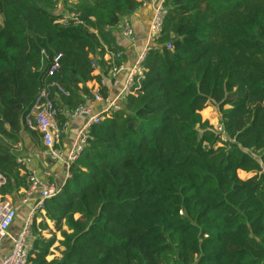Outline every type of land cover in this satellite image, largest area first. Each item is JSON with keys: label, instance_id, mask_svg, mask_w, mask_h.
<instances>
[{"label": "trees", "instance_id": "1", "mask_svg": "<svg viewBox=\"0 0 264 264\" xmlns=\"http://www.w3.org/2000/svg\"><path fill=\"white\" fill-rule=\"evenodd\" d=\"M145 1L64 0L79 21L62 23L58 0H0L1 194L29 188L14 146L23 129L40 137L25 124L40 93L58 82L70 109L93 99L86 84L129 58L113 29ZM165 5L141 86L92 127L44 203L62 257L47 260L56 232L38 233L29 264H264V0Z\"/></svg>", "mask_w": 264, "mask_h": 264}, {"label": "built area", "instance_id": "2", "mask_svg": "<svg viewBox=\"0 0 264 264\" xmlns=\"http://www.w3.org/2000/svg\"><path fill=\"white\" fill-rule=\"evenodd\" d=\"M147 6L152 7V15L147 29L146 43L133 60L131 66L127 67L126 63L122 65L113 64L108 75L102 79V82H98L95 86L91 87L94 92L93 99L95 101L104 102L105 108L101 112H94L87 102L72 109L71 113L73 117L83 116L86 120L78 128L73 147L67 155L69 165L78 160L83 153L86 144L88 143L92 127L101 123L106 115L119 111L124 106L128 97L135 94L138 87L141 86L142 80L145 77V67L143 63L148 53L156 44L157 39L160 37L168 13L165 0L145 1L142 4V7ZM60 14H63V17L60 19V22L62 23H68L70 19L76 22L79 21L78 16L75 13L60 12ZM117 28L120 29L121 33L126 38L130 39L132 43L136 42V30L129 17L123 18ZM167 47L172 48V44L167 43ZM121 56V52L116 54V57ZM109 57L111 60L112 56L106 55V58ZM93 67L96 69L98 68V64L95 61H93ZM59 68L60 64L56 58L52 64L50 73H53ZM123 72H127L126 78L123 81L122 88L115 93L113 92V88L118 83V76ZM52 86L55 87V94L51 95L49 91L43 90L40 93L37 102L27 112L25 116V124L28 128L38 131V133L41 134L43 143L48 149V154L53 158H59L62 156V153L57 150V144L61 142L65 128H63L58 121V116L60 114L58 99L62 96H69V91L58 82H53ZM101 87H107L106 95L100 91ZM215 130L218 133H224V127L221 123L218 128L215 127ZM222 138L224 139L225 136H222ZM18 162L23 165L26 164V161L23 158H18ZM29 181L30 185L26 190L27 196L23 199V202H28L29 198L38 191L40 192V197L38 202L32 208L27 220L24 222L21 231L15 235L11 233V229L17 217V209L12 198L0 193V242L7 237H10L12 241L10 252L0 260V264H29L34 240V215L38 211L44 210L45 201L58 193L55 186L40 179L35 174L30 175ZM4 182L5 178L0 173V187Z\"/></svg>", "mask_w": 264, "mask_h": 264}, {"label": "crops", "instance_id": "3", "mask_svg": "<svg viewBox=\"0 0 264 264\" xmlns=\"http://www.w3.org/2000/svg\"><path fill=\"white\" fill-rule=\"evenodd\" d=\"M152 7H140L134 14L129 18L132 21L136 34L137 40L135 43L128 38H126L120 31V29H113L117 42L121 45L127 55L128 61L126 66L130 67L133 63L135 57L139 54L141 49L146 43L147 38V29L151 20ZM119 31V32H118ZM97 74H105L104 69L98 65L96 69ZM127 72H123L118 76V83L113 88V92H117L122 88L123 81L125 80ZM98 81L93 80L88 82L87 87L91 88L96 85ZM88 104L92 107L94 112H101L105 108L104 102H99L93 100H88ZM60 114L58 116V121L60 125L65 128L62 140L57 144V150L62 153V156L59 158H53L48 154V149L44 145L43 140L40 137H37L30 130L23 129L21 131L22 141L14 146L15 151L19 154L18 158H23L26 161L25 170H21L22 174L26 172L29 173V177L32 174H35L40 179L49 182L55 186L59 191L65 184L68 176L70 175V165L68 164L67 155L73 147V143L76 137L78 128L85 122V117H73L72 109H70L67 101L64 100V96L59 97L58 99ZM204 116V115H203ZM204 119H206L204 117ZM25 188H20L19 190L14 191L12 194H6L8 197L12 198L17 209V217L14 224L12 225L11 233L13 235L21 231L24 222L27 220L30 212L34 205L38 202L40 197V192H36L31 196L28 202L24 203L23 199L26 198ZM45 210L38 211L33 218V228H34V240L38 236V233L43 236L45 239H50L53 236V232H56L54 228V223L45 218ZM47 222H44V221ZM41 223H47L48 229L39 228ZM38 228V229H37ZM38 230V231H37ZM57 240L54 245L51 247L50 254L47 256V260L51 261L53 259H60L63 255L64 246L60 245V240L63 239L60 232H56ZM12 241L10 237L4 238L0 242V260L4 258L11 249Z\"/></svg>", "mask_w": 264, "mask_h": 264}, {"label": "rangeland", "instance_id": "4", "mask_svg": "<svg viewBox=\"0 0 264 264\" xmlns=\"http://www.w3.org/2000/svg\"><path fill=\"white\" fill-rule=\"evenodd\" d=\"M58 1H59V5L55 10H56V12L64 13V0H58ZM116 29L118 30V28H116ZM205 111H207V112L204 113ZM203 115L207 120H209V122L214 127H217V128L219 127V125H220V113H219L218 108L216 106H209L208 108H206L203 111ZM247 176H248V173H246L244 171H240V177L241 178L245 179Z\"/></svg>", "mask_w": 264, "mask_h": 264}]
</instances>
